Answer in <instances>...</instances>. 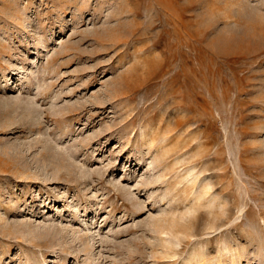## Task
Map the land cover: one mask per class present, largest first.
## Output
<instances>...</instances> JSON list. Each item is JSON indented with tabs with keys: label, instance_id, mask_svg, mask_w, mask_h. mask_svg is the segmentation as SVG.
<instances>
[{
	"label": "rangeland",
	"instance_id": "obj_1",
	"mask_svg": "<svg viewBox=\"0 0 264 264\" xmlns=\"http://www.w3.org/2000/svg\"><path fill=\"white\" fill-rule=\"evenodd\" d=\"M202 262L264 264V0H0V264Z\"/></svg>",
	"mask_w": 264,
	"mask_h": 264
},
{
	"label": "bare ground",
	"instance_id": "obj_2",
	"mask_svg": "<svg viewBox=\"0 0 264 264\" xmlns=\"http://www.w3.org/2000/svg\"><path fill=\"white\" fill-rule=\"evenodd\" d=\"M172 225H174V224H172ZM172 225H171V226H172ZM174 226H176V224H175ZM189 228H190V227H189ZM186 229H187V227H186ZM187 230H189V229H187ZM192 231H193V230H192ZM200 264H204V262H202V263H200Z\"/></svg>",
	"mask_w": 264,
	"mask_h": 264
}]
</instances>
